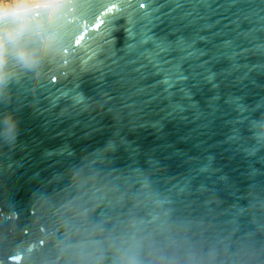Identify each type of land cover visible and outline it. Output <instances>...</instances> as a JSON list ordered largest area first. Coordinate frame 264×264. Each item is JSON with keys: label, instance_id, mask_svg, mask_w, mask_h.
<instances>
[{"label": "water", "instance_id": "1", "mask_svg": "<svg viewBox=\"0 0 264 264\" xmlns=\"http://www.w3.org/2000/svg\"><path fill=\"white\" fill-rule=\"evenodd\" d=\"M66 24L0 104V264H66L70 209L104 233L166 211L219 264H264V0H75Z\"/></svg>", "mask_w": 264, "mask_h": 264}, {"label": "clouds", "instance_id": "2", "mask_svg": "<svg viewBox=\"0 0 264 264\" xmlns=\"http://www.w3.org/2000/svg\"><path fill=\"white\" fill-rule=\"evenodd\" d=\"M75 0H0V104L7 105L12 90L31 89L46 69L61 61L67 40L66 17ZM253 138L264 143V114L250 126ZM17 121L11 111L0 113V146L12 148ZM108 142L106 148H111ZM61 252L66 264H219L213 246L203 247L191 234V222L173 219L166 211L146 217L129 216L118 230L104 233L90 224L85 212L71 210Z\"/></svg>", "mask_w": 264, "mask_h": 264}]
</instances>
